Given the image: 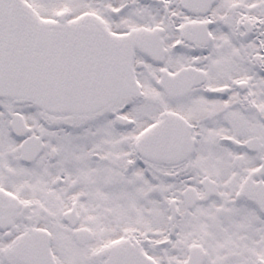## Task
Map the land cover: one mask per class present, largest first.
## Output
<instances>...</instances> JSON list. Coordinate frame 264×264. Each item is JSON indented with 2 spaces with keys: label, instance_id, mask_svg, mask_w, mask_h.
<instances>
[{
  "label": "snow or ice",
  "instance_id": "snow-or-ice-1",
  "mask_svg": "<svg viewBox=\"0 0 264 264\" xmlns=\"http://www.w3.org/2000/svg\"><path fill=\"white\" fill-rule=\"evenodd\" d=\"M0 264H264V0H0Z\"/></svg>",
  "mask_w": 264,
  "mask_h": 264
}]
</instances>
